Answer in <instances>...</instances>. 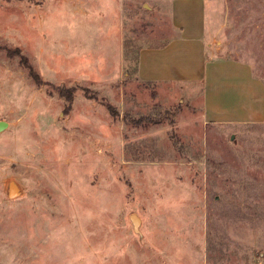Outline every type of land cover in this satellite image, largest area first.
Segmentation results:
<instances>
[{
	"label": "rangeland",
	"instance_id": "obj_1",
	"mask_svg": "<svg viewBox=\"0 0 264 264\" xmlns=\"http://www.w3.org/2000/svg\"><path fill=\"white\" fill-rule=\"evenodd\" d=\"M170 1L0 0V264H264V119L135 74ZM207 1L264 80V0Z\"/></svg>",
	"mask_w": 264,
	"mask_h": 264
},
{
	"label": "crops",
	"instance_id": "obj_2",
	"mask_svg": "<svg viewBox=\"0 0 264 264\" xmlns=\"http://www.w3.org/2000/svg\"><path fill=\"white\" fill-rule=\"evenodd\" d=\"M208 2L171 0V33L159 45L138 49L135 74L157 83H199L203 114L210 120H263L264 80L245 60L208 49Z\"/></svg>",
	"mask_w": 264,
	"mask_h": 264
},
{
	"label": "water",
	"instance_id": "obj_3",
	"mask_svg": "<svg viewBox=\"0 0 264 264\" xmlns=\"http://www.w3.org/2000/svg\"><path fill=\"white\" fill-rule=\"evenodd\" d=\"M4 123V121H0V127L1 125ZM16 187L15 186H12V183H10V186H9V195H12L14 193H16ZM130 219L133 223V226H134V229L138 230V224H139V217L137 216L136 213H132L130 215Z\"/></svg>",
	"mask_w": 264,
	"mask_h": 264
},
{
	"label": "trees",
	"instance_id": "obj_4",
	"mask_svg": "<svg viewBox=\"0 0 264 264\" xmlns=\"http://www.w3.org/2000/svg\"><path fill=\"white\" fill-rule=\"evenodd\" d=\"M68 98H71L72 97V90L69 91V93L67 94ZM110 107V106H109Z\"/></svg>",
	"mask_w": 264,
	"mask_h": 264
},
{
	"label": "bare ground",
	"instance_id": "obj_5",
	"mask_svg": "<svg viewBox=\"0 0 264 264\" xmlns=\"http://www.w3.org/2000/svg\"><path fill=\"white\" fill-rule=\"evenodd\" d=\"M12 186H14V184H12Z\"/></svg>",
	"mask_w": 264,
	"mask_h": 264
}]
</instances>
